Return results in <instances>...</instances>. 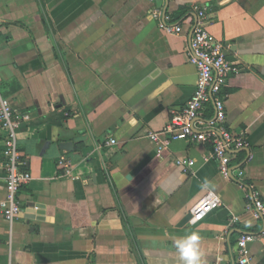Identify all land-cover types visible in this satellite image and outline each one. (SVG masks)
<instances>
[{
  "label": "crops",
  "instance_id": "0c3cea01",
  "mask_svg": "<svg viewBox=\"0 0 264 264\" xmlns=\"http://www.w3.org/2000/svg\"><path fill=\"white\" fill-rule=\"evenodd\" d=\"M196 5L237 67L224 88L227 123L251 146L233 153L230 178L210 143L175 140L158 153L149 138L187 106L198 79L191 26L169 34L152 11L177 24ZM0 94L31 115L18 133L32 174L21 215L0 212V264H180L174 241L191 232L201 264H239L238 239L263 229L251 193L264 202V0H0ZM214 114L210 102L205 118ZM210 191L222 205L181 224ZM31 204L44 213H28ZM248 247L264 264V241Z\"/></svg>",
  "mask_w": 264,
  "mask_h": 264
},
{
  "label": "built area",
  "instance_id": "2783aa9c",
  "mask_svg": "<svg viewBox=\"0 0 264 264\" xmlns=\"http://www.w3.org/2000/svg\"><path fill=\"white\" fill-rule=\"evenodd\" d=\"M195 17L187 16L181 23L175 24L173 16L162 8H154L152 16L158 21L160 28L169 34L179 35L183 25L191 26L189 38V60L198 70L195 91L187 106L175 112L170 122L161 130L149 133L150 140L155 143L158 153L163 152L175 140H190L192 142H207L212 146L211 157L218 161L220 173L225 178L233 174V153L250 149V142L243 133H235L227 126L226 94L224 88L228 85L229 74L237 67L227 58L225 46L208 29L206 8L196 5ZM213 102L215 114L205 118L207 104ZM30 113L11 105L7 98L0 94V131H5L2 155L7 170L8 197L0 200V212L13 221L23 212L18 194L21 187L30 183L32 174L25 169V161L19 147L18 129L30 119ZM111 143H116L112 139ZM58 163L69 170L70 160L61 155ZM194 160L188 161V166L194 165ZM244 170L238 169L237 177L242 178ZM252 210L256 218L264 222V202L256 191L252 190ZM220 196L210 191L191 210V221L203 220L212 210L220 207ZM255 240L264 241V227L259 233L241 235L237 242V261L239 264H253L250 257L249 243Z\"/></svg>",
  "mask_w": 264,
  "mask_h": 264
},
{
  "label": "clouds",
  "instance_id": "9594fccd",
  "mask_svg": "<svg viewBox=\"0 0 264 264\" xmlns=\"http://www.w3.org/2000/svg\"><path fill=\"white\" fill-rule=\"evenodd\" d=\"M200 239L197 232H191L174 241L180 264H201Z\"/></svg>",
  "mask_w": 264,
  "mask_h": 264
},
{
  "label": "water",
  "instance_id": "95a60500",
  "mask_svg": "<svg viewBox=\"0 0 264 264\" xmlns=\"http://www.w3.org/2000/svg\"><path fill=\"white\" fill-rule=\"evenodd\" d=\"M65 148H68V144H64ZM247 151H249V149H246ZM35 207L39 208L40 210H35ZM44 209V206L42 204H31L30 207L28 208L27 212L31 213V214H43L44 212H42V210ZM31 218H34V216H31ZM192 219V214L189 213L186 218L181 222V224H184L186 222H188L189 220Z\"/></svg>",
  "mask_w": 264,
  "mask_h": 264
},
{
  "label": "trees",
  "instance_id": "16d2710c",
  "mask_svg": "<svg viewBox=\"0 0 264 264\" xmlns=\"http://www.w3.org/2000/svg\"><path fill=\"white\" fill-rule=\"evenodd\" d=\"M227 126H228V123H227ZM228 128H229V126H228ZM230 129V128H229ZM231 130V129H230Z\"/></svg>",
  "mask_w": 264,
  "mask_h": 264
}]
</instances>
